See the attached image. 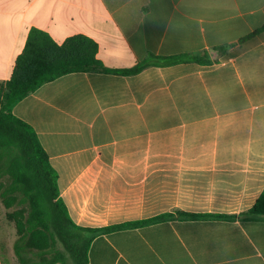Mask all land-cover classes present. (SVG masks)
Masks as SVG:
<instances>
[{"label": "crops", "instance_id": "0c3cea01", "mask_svg": "<svg viewBox=\"0 0 264 264\" xmlns=\"http://www.w3.org/2000/svg\"><path fill=\"white\" fill-rule=\"evenodd\" d=\"M263 27L264 0H0V89L33 28L93 39L109 70L212 61L72 73L15 105L78 226L174 215L98 236L89 264H264L263 220L178 216L239 215L264 190V33L239 44ZM1 224L0 264H18Z\"/></svg>", "mask_w": 264, "mask_h": 264}, {"label": "trees", "instance_id": "16d2710c", "mask_svg": "<svg viewBox=\"0 0 264 264\" xmlns=\"http://www.w3.org/2000/svg\"><path fill=\"white\" fill-rule=\"evenodd\" d=\"M264 33V27L240 39L239 44ZM227 51V49H220ZM98 44L84 35L56 43L46 32L33 28L10 79L0 89V200L7 219L14 224V253L18 264H89V250L100 235L135 229L174 218L164 214L152 219L106 228H84L70 217L58 186V173L34 129L13 114L16 104L43 85L79 72L138 74L151 66H173L188 61L212 63L209 53L175 57L150 56L131 69H107L98 57ZM192 220L264 221V190L247 212L239 215L189 214Z\"/></svg>", "mask_w": 264, "mask_h": 264}, {"label": "rangeland", "instance_id": "374dc122", "mask_svg": "<svg viewBox=\"0 0 264 264\" xmlns=\"http://www.w3.org/2000/svg\"><path fill=\"white\" fill-rule=\"evenodd\" d=\"M6 214L7 210H3L0 206V221L2 222L1 225L4 228V232L6 233V239L9 238L11 241L15 242L17 239L16 229L14 224L7 219Z\"/></svg>", "mask_w": 264, "mask_h": 264}]
</instances>
